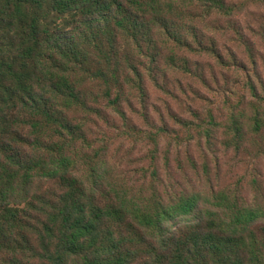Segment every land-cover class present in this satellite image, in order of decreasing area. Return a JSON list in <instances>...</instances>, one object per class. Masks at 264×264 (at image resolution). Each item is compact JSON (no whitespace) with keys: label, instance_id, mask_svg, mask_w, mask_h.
Masks as SVG:
<instances>
[{"label":"trees","instance_id":"16d2710c","mask_svg":"<svg viewBox=\"0 0 264 264\" xmlns=\"http://www.w3.org/2000/svg\"><path fill=\"white\" fill-rule=\"evenodd\" d=\"M237 9L230 0H0V264H264L262 195L165 200L152 178L148 195L128 196L100 184L96 156H81L92 147L87 123L107 110L126 121L124 103L145 106L144 79L172 99L162 62L203 87L208 72L189 56L236 72L216 34L220 22L234 32ZM242 75L247 98L227 104L223 120L206 110L198 136L210 145L219 131L225 150L250 145L264 157V77ZM170 112L156 108L153 142L167 116L189 131ZM177 219L186 223L169 230Z\"/></svg>","mask_w":264,"mask_h":264},{"label":"rangeland","instance_id":"374dc122","mask_svg":"<svg viewBox=\"0 0 264 264\" xmlns=\"http://www.w3.org/2000/svg\"><path fill=\"white\" fill-rule=\"evenodd\" d=\"M230 2H235L239 8L230 19L232 25L236 22L234 27L231 26L234 32L226 27L225 22H220L218 27L224 29L218 30L216 38L221 50L233 48L237 56V61H233L236 72L233 69L219 70L205 56H189L191 67L197 63L206 74L208 72L209 82L203 87L162 62L159 68L167 72L160 80L176 92L170 99L161 91L155 92L148 77L144 79L149 92V99L145 103L149 120L143 116L145 106L140 108L132 101L131 106L123 104L126 121L107 110V120L104 122L87 123L84 130L92 147L81 148V156L84 153L92 158L96 156L97 171L102 176L100 184L105 188L117 187L122 192L126 191L128 196L143 197L148 195L152 183L150 179L155 178L157 180L151 186L157 196L165 200L198 192L209 196L211 192L220 190L245 197L256 192L264 198V157L256 156L259 152L254 147L246 145V149L232 147L225 150L221 144H217L220 141L219 131L213 132L210 145L198 136L197 126L207 120L204 116L206 110L212 109L214 115L220 118L226 113L227 104L234 106L241 96L247 98L245 89L241 88L244 83L242 73L257 68L264 77V4L260 0H247L244 2L248 3H243L241 8L239 3L242 1ZM189 13H199V10H190ZM225 62L227 68L232 66V61ZM240 67L244 70L240 71ZM165 106L171 108V116L192 123L187 125V131L171 123L173 121L167 116V125L163 126L166 135L160 133L157 141L153 142L148 135L160 128L154 112L156 108L163 112ZM224 118L221 117V120ZM254 178L260 180V184L251 189ZM185 223L177 219L169 223L168 228L177 230Z\"/></svg>","mask_w":264,"mask_h":264}]
</instances>
